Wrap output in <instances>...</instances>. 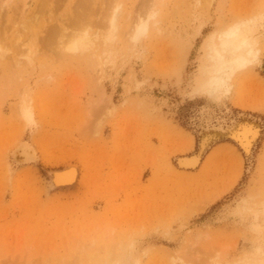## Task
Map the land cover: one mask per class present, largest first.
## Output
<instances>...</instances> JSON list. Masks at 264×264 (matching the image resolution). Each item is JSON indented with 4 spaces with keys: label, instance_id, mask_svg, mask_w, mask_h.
<instances>
[{
    "label": "rangeland",
    "instance_id": "1",
    "mask_svg": "<svg viewBox=\"0 0 264 264\" xmlns=\"http://www.w3.org/2000/svg\"><path fill=\"white\" fill-rule=\"evenodd\" d=\"M0 45V264H264V0H0Z\"/></svg>",
    "mask_w": 264,
    "mask_h": 264
},
{
    "label": "bare ground",
    "instance_id": "2",
    "mask_svg": "<svg viewBox=\"0 0 264 264\" xmlns=\"http://www.w3.org/2000/svg\"><path fill=\"white\" fill-rule=\"evenodd\" d=\"M142 19H144V18H142ZM141 20H138L139 21V24L138 25H140L142 23ZM138 25H136V27ZM138 30H140V27H137L136 31L138 32ZM236 30H237V26L235 24H233L232 26H229L228 27V29L226 30L225 34L228 35V37H229L231 35H234L235 32H236ZM68 36L69 37L66 40V42H64L62 48L65 49V50H68L70 52H74V51H77V50H79V51L84 50L86 47L92 45L93 40H94L85 31H79V32L78 31H74L72 34H70ZM59 43L62 44L63 42L60 41ZM212 51H213V53L212 52L211 53L213 54L214 61H215V68H216L215 70L219 72V71H221L222 65L224 64V62H226L229 59H225L224 56H223V54H221L214 46L212 47ZM4 52H5L4 48L0 45V54H2ZM242 59H243L242 58V55H241V53H239L238 55H235L234 57H232L230 60H232L234 62H237V63H240L242 61ZM225 65H227V64H225ZM236 68L238 69V67H236ZM210 82L213 83L214 82L213 79H211ZM212 132H213V130H212ZM214 133H217V134L220 133L219 135H222L221 133H223V135H225V136L226 135L231 136L234 139L233 141H236V143H238V145L240 146V148L245 153H248V152L250 153V151H251V150L249 151V149L251 148L250 146H251L252 142L254 141V139L258 136L257 127H255L253 125V123H248L246 121L244 123H242V124H239V125L231 128V129L230 128H228V129L218 128V130L214 131ZM215 137H216V135H215ZM217 137H219V136H217ZM211 138H212L211 135L210 136L208 134L205 135V136L203 135V137H202V139H201V141L199 143L200 144V150H199V152L197 154L191 155V156L179 157L177 159L178 160L177 161V164H178L179 168H182V169H195L198 166L199 162H200V157H201L202 153L204 152V150L206 149L207 145L211 141ZM17 151L18 150H15L14 151V155L17 156L19 159L21 157H22V159L29 157L30 159L36 160V156L35 155L29 156V155H26V154L25 155L22 154V156H21V152L18 153ZM78 177H79V170L74 165H69V166L63 167L61 169H52V170H50L48 172L47 191L64 190V189L72 188V187H74L76 185L77 180H78ZM129 243H130V241H129ZM118 246L119 247H122L121 242L118 243ZM119 247H117V248H119ZM119 249L121 250L122 248H119ZM119 256H121V255H119ZM107 259L105 260L106 262H104L103 264H110V260H107ZM112 260H114V258ZM98 262H99V260H98ZM101 262H102V260H101ZM130 263H132V262H130ZM133 264H137V263L135 262Z\"/></svg>",
    "mask_w": 264,
    "mask_h": 264
}]
</instances>
